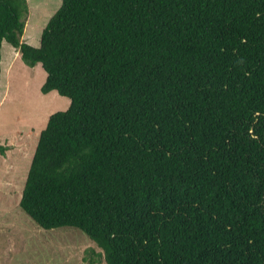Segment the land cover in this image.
<instances>
[{
    "label": "trees",
    "instance_id": "trees-1",
    "mask_svg": "<svg viewBox=\"0 0 264 264\" xmlns=\"http://www.w3.org/2000/svg\"><path fill=\"white\" fill-rule=\"evenodd\" d=\"M29 13L0 0V80L7 42L71 104L22 210L107 264H264V0H62L38 48Z\"/></svg>",
    "mask_w": 264,
    "mask_h": 264
},
{
    "label": "rangeland",
    "instance_id": "rangeland-1",
    "mask_svg": "<svg viewBox=\"0 0 264 264\" xmlns=\"http://www.w3.org/2000/svg\"><path fill=\"white\" fill-rule=\"evenodd\" d=\"M22 41L40 47L43 31L62 0H28ZM47 73L28 66L18 50L4 42L0 80V264H107L103 251L82 231L41 228L20 207L34 154L49 119L71 101L42 93ZM94 253L102 255L99 259Z\"/></svg>",
    "mask_w": 264,
    "mask_h": 264
}]
</instances>
